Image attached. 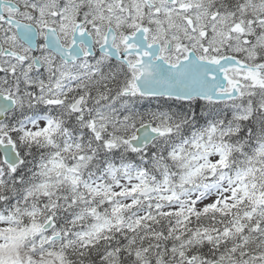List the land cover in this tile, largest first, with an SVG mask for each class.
Wrapping results in <instances>:
<instances>
[{"label":"snow or ice","instance_id":"6c2138e0","mask_svg":"<svg viewBox=\"0 0 264 264\" xmlns=\"http://www.w3.org/2000/svg\"><path fill=\"white\" fill-rule=\"evenodd\" d=\"M0 264H264V0H0Z\"/></svg>","mask_w":264,"mask_h":264}]
</instances>
